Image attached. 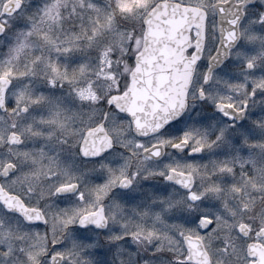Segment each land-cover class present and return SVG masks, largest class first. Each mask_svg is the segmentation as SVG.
I'll return each instance as SVG.
<instances>
[{
  "label": "snow or ice",
  "instance_id": "obj_1",
  "mask_svg": "<svg viewBox=\"0 0 264 264\" xmlns=\"http://www.w3.org/2000/svg\"><path fill=\"white\" fill-rule=\"evenodd\" d=\"M0 264H264V0H0Z\"/></svg>",
  "mask_w": 264,
  "mask_h": 264
}]
</instances>
